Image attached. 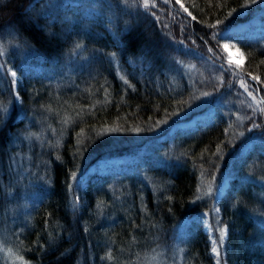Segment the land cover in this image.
Wrapping results in <instances>:
<instances>
[{"label": "trees", "instance_id": "1", "mask_svg": "<svg viewBox=\"0 0 264 264\" xmlns=\"http://www.w3.org/2000/svg\"><path fill=\"white\" fill-rule=\"evenodd\" d=\"M47 1L0 0V57L87 61L60 79L0 84V264H217L210 233L192 219L214 207L218 238L227 230L224 264H264V151L256 146L264 141V38L234 37L240 69L223 45V33L256 18L264 0H182L192 16L175 0H148V8L104 0L116 37L105 26L80 30ZM183 65L187 74L170 84ZM213 106L207 124L174 129ZM143 150L151 153L138 171L88 185L72 206L77 175ZM230 169L236 175L220 198ZM24 172L43 192L27 214Z\"/></svg>", "mask_w": 264, "mask_h": 264}, {"label": "rangeland", "instance_id": "2", "mask_svg": "<svg viewBox=\"0 0 264 264\" xmlns=\"http://www.w3.org/2000/svg\"><path fill=\"white\" fill-rule=\"evenodd\" d=\"M49 1V8L51 9L52 13L56 10L62 11L59 13V18H64L65 20H69L72 25H79L80 30L87 29L89 31H96L97 34L103 31V28L98 26H105L109 32L112 33L113 36H117V29L115 26V17L113 9L111 5H109L107 0H48ZM47 1V3H48ZM51 13V14H52ZM54 15V14H52ZM58 16V14H56ZM93 25L92 27H89ZM100 28V29H99ZM100 30V31H99ZM236 36H245L250 39H258L264 38V10L257 15L256 18L253 20L246 22L244 24H240L234 28H231L223 33L224 40L226 42L223 45H228L229 48L225 49V56L227 61L229 62V51L235 52L237 47L231 41ZM166 52V50H165ZM85 61H87V57L84 55ZM84 57H82L84 59ZM75 57L74 59L68 60L66 62H46L45 58L40 57L36 54H26L21 55L19 58L14 60L13 57H0V84L4 89H16L22 81L25 79H31L36 77H45L48 79H60L63 77H67L68 75H74L80 72L84 68V60ZM168 58V57H167ZM165 62L169 64V61ZM188 67L186 65L182 66V70L179 71L175 69L172 71L170 77V84H174V79L176 78V74H180L185 72L187 74ZM12 72L16 73V76L13 77L11 75ZM176 86V84H174ZM221 107L225 106L224 104H220ZM0 108L7 109V106H2ZM214 106L211 107L208 111L204 113L197 114L192 120L184 121L176 124L174 129L180 128H194L198 125L207 124L213 114L215 113ZM7 111V110H6ZM256 146H259V149L264 151V141H260V143ZM150 147V145L148 146ZM255 147L252 144H249L248 147L243 148L241 150V154H238L237 157H241L246 154V152ZM150 151L143 150L140 153L136 154L135 156H123V157H111L102 159L97 165L91 166L87 172L77 175L72 181L71 185V204L73 207L79 206L81 202L82 194L87 188L88 185H99L102 184V180L109 175H116L121 173L133 172L138 171L140 168V164H146L147 158L149 156ZM236 173L232 169L229 170L226 181L218 193V197H222L226 192L229 182V179L235 176ZM31 176L28 175V172H24L20 175L21 182V189H22V211L23 214H27L30 209L37 205V203L42 199L43 192L40 189L36 188L34 185H29V179ZM261 187L264 189V184H260ZM214 213L210 214L208 212H203L195 215V218L192 219L198 223H202L206 230L210 233L211 242L216 241V247L219 250L220 255L217 256L213 253L219 261V264H224V247H225V235L223 240L221 241L216 235V230L211 225L212 216L215 217L214 221L217 224L219 223L218 217L219 212L218 208L214 207ZM2 211V209H0ZM6 211H11V207L8 206L5 209ZM0 214H2L0 212ZM26 216V215H25ZM190 226H183L181 228V232L177 237V243L180 244L187 236L186 233L190 230ZM225 228H220V231ZM221 236V235H220ZM2 241V240H1ZM213 247V243H212Z\"/></svg>", "mask_w": 264, "mask_h": 264}, {"label": "snow or ice", "instance_id": "3", "mask_svg": "<svg viewBox=\"0 0 264 264\" xmlns=\"http://www.w3.org/2000/svg\"><path fill=\"white\" fill-rule=\"evenodd\" d=\"M165 2H167V0H165ZM175 2H176V4L179 5L180 8H182L184 10V12L188 13L189 16H192V13L185 6V4L182 3V0H175ZM143 6L145 8H148L150 6L149 3H148V0H144V5ZM151 6L152 7H155V5H151ZM192 19L195 20L196 18L195 17H192ZM213 27H215V25H213ZM76 47L79 48L80 45L77 44ZM224 47L226 49L229 48L228 45H224ZM229 64L230 65H234L238 69L243 68L245 66V56H244V53L241 52L240 49H236L235 52L229 51ZM221 70L223 71L224 69H221ZM229 71H230V69H229ZM11 75L13 77H15L16 76V73L15 72H12ZM249 75L251 76V79L254 80V81H260L261 80V78L258 77V76H252L250 73H249ZM245 87H246V85H245ZM205 95H207V93H205ZM248 95L249 96H252V98L255 100V96H253V94H252L251 91L248 92ZM261 111H264V109H262ZM3 112H4L3 108H0V116L3 115ZM226 232H227L226 229H222L221 230V236L219 237V239L221 241L223 240L224 235L226 234ZM212 243H213L212 252L215 253L217 256H219L220 253H219L218 248L216 247V243L217 242L216 241H213ZM217 264H219V261L217 262Z\"/></svg>", "mask_w": 264, "mask_h": 264}]
</instances>
